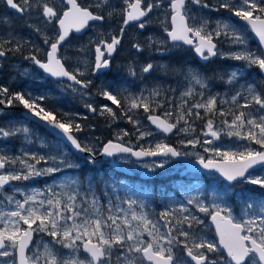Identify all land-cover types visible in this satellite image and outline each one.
Wrapping results in <instances>:
<instances>
[{"label": "snow or ice", "instance_id": "1", "mask_svg": "<svg viewBox=\"0 0 264 264\" xmlns=\"http://www.w3.org/2000/svg\"><path fill=\"white\" fill-rule=\"evenodd\" d=\"M3 2L21 16L27 14L31 18L35 13L45 24L53 25L54 34L51 37L43 34L48 50L46 59H41L40 48L7 30L8 18L2 16L0 60L30 47L25 60L56 78L57 83L71 81L69 88L82 97L91 95L89 90L94 85L87 78L88 73L100 80L95 94L120 109L118 117L113 107L104 104L100 107L101 115L126 118L134 126L137 139H143L152 132L142 130L144 125L135 116L142 109L147 121L162 133H184L185 138L180 140L182 146L200 145L211 155L181 151L164 142L134 147L124 139L130 135L127 130H121L115 139L89 146L74 135L83 129L72 116L62 113L65 118L58 119L54 111L46 109L45 95L33 96L29 91H13L9 85L0 84V264H264V174L253 175L257 166L264 167V80L257 83L245 76L252 68L264 76V0H215L214 3L210 0H117L116 3L93 0L88 6L78 0H62V7L55 0ZM191 6L218 13L225 10L228 15L215 21L203 16L198 20L191 14ZM153 13L164 17L160 24L166 39L154 41L148 36L143 43L132 45L137 52L142 54L150 48L163 57L172 51L167 47L170 40L173 47H178V42L190 46L204 61L220 56L242 63L211 75L187 64L169 67L152 62L140 65L138 71L129 64L126 75L119 70L115 73L122 77L121 83H131L127 80L129 76L138 77L143 83L145 74L157 69L183 77V90L178 96L177 89L164 88L159 83L131 92L121 83L109 82L113 74V53L122 43L126 29L135 25L141 33L145 32L152 23ZM114 21L119 24L115 31L98 32L96 39L82 49L85 55L94 57L84 62L83 70L80 62L75 67H66L67 60L60 48L71 31L80 32L90 22L103 28ZM34 30L41 31L39 27ZM246 31L258 37L259 48L248 47ZM225 44L228 51L222 50ZM24 71L26 74L27 69ZM242 80L245 82L241 83ZM214 81L226 86L227 92L223 95L213 92ZM17 104L28 116L45 124L53 135H58L77 152L87 154L88 165H95L98 155L114 158L113 164L125 159L123 154L138 160L165 157L163 161L153 160L143 165L155 169L163 168L167 158L192 155L203 169L219 173L226 182L225 191L206 198L208 202L199 196L172 201L175 207L165 206L155 213L145 200L133 199L131 194L126 198L117 195L121 189L129 193L123 182L117 185L105 181V191L99 194L92 180L85 185L76 177L59 182L54 179L43 189L21 187L14 182H35L37 178L54 177L66 168L80 165L69 163L58 150L56 154L52 150L42 154L26 148L24 145L35 143L32 130L23 121L8 119L4 111ZM85 107L97 112L91 103ZM157 110L162 114H156ZM197 120L204 121L200 133L212 139L202 140L195 134ZM222 134L250 143L243 150L211 147ZM18 137L23 138V144L19 152L10 154L7 142ZM251 142L259 145V150L252 148ZM40 147H46L43 141ZM234 183L258 186L261 191L234 192L232 195L237 200L230 202L228 190ZM197 213L210 218L216 239L206 238L201 227L205 221ZM45 236L49 239L45 240Z\"/></svg>", "mask_w": 264, "mask_h": 264}, {"label": "rangeland", "instance_id": "2", "mask_svg": "<svg viewBox=\"0 0 264 264\" xmlns=\"http://www.w3.org/2000/svg\"><path fill=\"white\" fill-rule=\"evenodd\" d=\"M113 3H116L117 0H112ZM93 3V0L91 1ZM90 3V4H91ZM159 17V18H157ZM164 17L162 15H159V13H153L152 15V23L149 26V28L141 33L137 27H131L127 29L125 32V37L127 40V43L124 46V49L121 50V56L123 57L122 59L117 60L116 65L117 68L113 71L114 77L109 78V82H112L113 80L116 81L117 83H121L122 77L115 75L117 70H119L120 73H123L126 75L128 66L129 64H132L137 68V71L139 70V66L146 64L148 62H152L154 64H159L160 59L157 57L158 53H156L152 49H146L142 54L137 52L135 49L132 48V45L134 43H143L144 40L148 37L151 36L154 41H159L164 39V32L162 30L160 21L163 20ZM219 19V18H218ZM210 21H215V20H210ZM107 31H105V27L100 28L95 27L93 33H90L86 35V37L83 38V40L80 42L76 41H71L68 44V48H75V47H81V54H74V53H69L66 52V54H62L66 59H77V57H80L83 62V67L84 68V62L89 61L90 55H85L82 49H86L89 46V41L90 40H95L97 33L104 31V32H113L115 31L118 27L119 24L114 21V24H110L107 26ZM246 36L248 37L249 44L248 47L251 49H257L259 48V45L255 42L253 35L251 34L250 31H246ZM222 50L228 51V45H222ZM233 51L236 49L233 48ZM124 53V54H122ZM79 58V59H80ZM125 58H128L127 60ZM219 59L221 61H217L216 64H223L225 65V69L219 70L216 72H224L230 70L233 66H239L242 62L231 60V59H221L219 56ZM152 74V73H151ZM88 76L89 74L86 73ZM148 76V77H147ZM149 76L151 77L150 74H145L144 77V82L141 83L140 79L138 77H133L134 79H130L127 77V80L130 81L131 83H127L124 85V83H121V86L124 88H127L131 92H137L140 88L144 87H152L154 84H156V81L149 80ZM246 78H249L250 80H254L257 83L260 81L259 80V75H258V69L252 68L249 72L245 73ZM259 76V77H258ZM94 81L93 85V92H90L91 95L87 97H82L80 96L77 101H71L68 102L69 104H75L78 109H81L85 111V114H88L91 112L88 108L85 107L86 104L91 103L93 107L97 108V112L89 114L92 117H95L97 119L102 118V122L106 124V128L109 134L108 139H115L116 134L119 133L121 130H127L130 135L125 137V141H130L132 146H142V147H148V146H154L156 143L159 142H164L167 144H170L174 147H177L178 150L181 151H186L190 153H200L202 155H205L206 157L211 155V153H205L203 151V147L200 145L196 146L195 148L191 147H185L180 144V140L185 138L184 133H172L170 136L166 135H160L157 133L156 129L153 128L147 121V114L143 112L141 109V114H135L136 118L141 120L142 124L144 125V128L142 130H148L152 132L151 136H146L143 139H137V134H135V129L134 126L127 121L126 118H118V119H112L110 116H108L106 113L104 115L100 114V107L104 104H107L110 107H113L114 111H117L118 117L120 116V109H118L115 105H112L110 101H107L106 99L97 96L96 93V85L100 83V80L95 78H89ZM152 79V78H151ZM245 81H241V83H244ZM220 84L218 81L215 84ZM35 85V84H33ZM32 85V86H33ZM134 85V86H133ZM221 85V84H220ZM223 88V86L221 85ZM225 88H220V89H214L212 88L213 92H220L222 95L227 92V87L224 86ZM173 89H177L176 96H178L179 91L183 90V85H181L178 89L177 86L172 87ZM80 94V93H78ZM52 105H54L56 102L54 100L50 101ZM178 102V101H177ZM158 111V110H157ZM68 114H82L80 112L76 111H69L67 112ZM97 122V121H96ZM204 121L197 120L195 122V128L197 129L196 135H200L201 139H212L211 137H204L200 133V129L203 126ZM94 130L96 129L98 131V137L99 141L98 142H104L106 141L104 139V135L102 134L106 128L103 125H99L98 122L97 124L93 125ZM100 131V132H99ZM103 131V132H102ZM87 139H82L85 143H89L88 136H86ZM57 144V142H54ZM141 143V144H140ZM250 142L245 141V140H237L235 137H228L224 134L221 135L219 140H215L214 143L211 145V147H221L224 149L227 148H232L235 150L237 147H239L241 150H243L245 145H248ZM58 145V144H57ZM59 146V145H58ZM252 148L259 150L260 146L256 145L254 142H251L250 145ZM125 159L119 160L118 163L122 165L125 168H129L132 171H137L140 173L142 170H145L147 168L143 167L145 163H151L153 160L160 162L165 160V157H160V158H155V159H148L146 161L140 162V161H135L132 157L124 156ZM190 159H196L195 156H188ZM167 163L163 168H155V169H147L149 171H154L160 178H155L153 177H144L143 181H146V184L144 185H134L130 183L128 180H115V177L113 178V181L110 183H114L119 185L120 182H123L124 185H126L127 189L129 190V193H125L123 189L118 191L116 194L120 195L121 198H126L128 194L132 195L133 199L139 198L142 200H145L150 209L155 212L159 213L165 206L169 207H175V204L172 203V201H184L188 196H199L201 199H205V202H208L206 198H210L213 194L216 195H222L225 191L226 188V182L223 181L218 175L214 173H200L196 171H191V172H186V173H181L182 170L185 168V165L181 161H177L173 158H167ZM99 167L101 166V162L98 163ZM47 166V165H45ZM65 174L61 173H56L54 174V177H40L37 178L35 182L31 181H23V182H14L17 185H20L21 187H27L28 189L31 188H39L43 189L45 185L47 184H52L54 182V179L56 182H59L60 180L66 178V177H76L80 179L85 185H87L88 181L92 178L91 175L85 174L83 177L82 174L79 173H73L71 172L72 168H66ZM264 174V168L254 171L253 175H261ZM180 176L182 179H177L176 177ZM100 180L103 179V174L99 173ZM94 187V185H93ZM95 188V187H94ZM96 189V188H95ZM241 190H244L245 192L249 191H255V192H260L261 190L259 189L258 186H253V185H248L246 183H235L233 184L232 188L228 190V199L230 202L236 201L237 198L232 195L234 192H239ZM105 191L104 185H101V188L97 193H102ZM235 203L233 204V207H235ZM201 219L205 221V225L201 226L203 229L204 234H206V238L209 239H216V234L214 229L212 228L211 223H209V217H205L203 213H197ZM209 228L213 229L214 231V237H212L209 232ZM39 236H37V240H39ZM45 240L49 239L48 237H44ZM64 253H67V249L62 250ZM179 255L182 254L178 253ZM80 258H84V254L81 252L80 253Z\"/></svg>", "mask_w": 264, "mask_h": 264}, {"label": "flooded vegetation", "instance_id": "3", "mask_svg": "<svg viewBox=\"0 0 264 264\" xmlns=\"http://www.w3.org/2000/svg\"><path fill=\"white\" fill-rule=\"evenodd\" d=\"M92 0H78V3L82 4L83 6H88ZM210 2L214 3L215 0H210ZM55 3L58 7H62V0H55ZM191 14L196 16L197 19L203 16L205 19L209 20H216L221 16H226L228 13L225 10H221L219 13L214 11H209L208 9H199L196 6H191ZM6 16L9 21V28L7 30L14 31V33L18 37H23L25 40L30 41V43H34L38 48H40V52L38 53L39 58L46 59V51L48 50V45L43 43V34L51 37L54 34L53 25L45 24L42 20L38 19L35 15L30 18L27 14L21 16L15 12V10L10 9L6 6L3 0H0V17ZM238 21V20H237ZM191 23V21H190ZM242 24V22H240ZM114 24V22H112ZM108 24H106L105 31H107ZM132 25L127 29L134 27ZM35 27H39L41 31L38 33L34 30ZM95 27H98V23L94 22L91 23L89 29L83 33L79 34L74 30L70 32L69 38L67 41L61 46L60 53L66 54V52L74 53L80 55L81 47L75 48H68V44L71 41L81 42L86 35L95 32ZM136 27V26H135ZM126 29V30H127ZM4 31L3 27L0 26V34ZM251 32V31H250ZM126 34V32H125ZM123 37L122 43L118 46L117 51L114 53L112 58V73L117 68L116 62L119 59H122L121 50L124 49L125 44L127 43L126 37ZM252 34V33H251ZM163 37L166 39V34L164 33ZM254 37V36H253ZM255 40V39H254ZM256 42V41H255ZM178 47H173V42L170 40L168 41L167 47L172 48L170 54L165 56H161L160 54L157 57L160 59V65H166L169 67H179L181 64H187L194 68H200L205 70L207 74L211 75L213 72L225 69V65L223 64H216L217 61H221L219 56L211 58L209 61H204L200 59L194 51L191 49L190 46L183 45L182 43H178ZM260 47V46H259ZM31 48L29 47L28 50L24 51L23 53H16L15 55L9 54L7 58L0 60V84H7L10 86L11 90L13 91H29L33 94V96H40L45 95L47 99L43 102L44 106L47 110H52L56 113L58 119H64L65 117L62 113L68 112V102L77 101L78 98L81 96L78 94V91H73L69 88V85H72L71 81H66L63 83H57L56 80L46 77L42 70L38 68V66L32 65L30 61L24 59V57L28 54ZM124 54V53H122ZM173 54V55H172ZM80 57L77 59H66V67L71 65L75 67L78 62H80L81 68L83 67V62ZM94 59L92 55H90L89 61ZM126 60L128 58H125ZM25 69H27V73L25 74ZM149 80H155L156 83L162 84L164 88L174 87L177 86L178 89L182 85L181 81H183V77H177L170 73L166 74L160 69L155 70L150 74ZM259 75V71H258ZM87 76V75H86ZM260 76V77H259ZM259 80H264V77L259 75ZM90 74L87 78H92ZM111 78L114 77V74L110 76ZM148 77V76H147ZM95 78V77H93ZM152 78V79H151ZM134 79L133 77L129 76V80ZM216 84L217 81H214ZM35 84V85H33ZM127 83H124V85ZM33 85V86H32ZM73 87H78L74 86ZM215 90L222 88L220 84L213 87ZM223 88H225L223 86ZM222 88V89H223ZM93 87L89 90L93 92ZM51 100H54L56 103L54 105L51 104ZM18 105V104H17ZM21 106V105H19ZM4 111L8 114V119H13L17 121H23L24 124L32 130L33 136L32 139L35 141L32 145H24L26 148H29L31 151H39L42 154L47 153L49 150H52V154H56V151H60L63 153L64 158L73 164H79V168H72L71 172L82 174L83 177L85 174H89L92 176L90 180L96 191H99L101 185H104L105 181L109 183L115 180H128L130 183L134 185H144L146 181L142 173L144 171H149L147 169L142 170L140 173L137 171H132L129 168H125L122 165L121 170H117L112 163V159H102L99 158V155L96 157L97 163L95 165H88L85 161V157L78 156L74 151L69 147V145L62 139L58 138L52 134V132L40 121L33 119L32 117L28 116L27 114H23L20 109H4ZM70 111V110H69ZM78 112L77 110H75ZM160 112V113H159ZM157 111L156 114H162L161 111ZM74 118V121L79 123L82 126L83 131L81 132H74V135L82 142L85 143L83 140L87 139L88 136L89 146L97 145V141H99L98 131L93 128V125L97 124L98 119L95 117L90 116L89 114H69ZM27 117V119H25ZM97 121V122H96ZM157 131V130H156ZM100 132V131H99ZM158 134L163 135L157 131ZM104 139L107 140L108 138L105 136L104 132ZM172 135V134H171ZM170 136V135H166ZM83 139V140H82ZM43 141L46 145L43 149L40 147V143ZM54 142H57L55 144ZM23 144V138H13L7 142V149L9 150L10 154L19 152L21 145ZM130 157V156H128ZM133 158V157H132ZM134 159V158H133ZM135 160V159H134ZM137 161V160H135ZM146 161V160H145ZM101 162V166L99 164ZM143 162V161H140ZM186 168V167H185ZM185 168L182 170L181 173L184 172ZM264 167H262L263 169ZM261 169V168H260ZM258 169V170H260ZM155 173V175L151 176L153 179L160 178L158 174L154 171H150ZM66 170H64L61 174H65ZM99 173L103 174V179L100 180ZM113 176V178H112ZM177 179H182V177L177 176ZM10 191V189H9ZM210 223V220L208 221ZM37 239V236L35 237ZM183 254V253H182ZM181 254V255H182Z\"/></svg>", "mask_w": 264, "mask_h": 264}, {"label": "water", "instance_id": "4", "mask_svg": "<svg viewBox=\"0 0 264 264\" xmlns=\"http://www.w3.org/2000/svg\"><path fill=\"white\" fill-rule=\"evenodd\" d=\"M237 20H238V18H236ZM91 23H94V22H90V24H89V26L88 27H86L85 29H83V30H81L80 32H77V33H79V34H83V33H85L88 29H89V27H90V25H91ZM76 32V31H75ZM252 33V32H251ZM252 35L254 36V39H255V41H256V43L260 46V44H259V41H258V37H256L255 35H254V33H252ZM179 43V42H178ZM186 46H188V45H186ZM113 55H114V53H113ZM214 58V57H213ZM41 70V69H40ZM43 71V70H42ZM44 73V72H43ZM44 75L46 76V77H49V78H52V79H54V80H56V78H54V77H51L50 75H48L47 73H44ZM264 77V76H263ZM66 80V79H65ZM14 108H16V109H20L22 112H23V114H27V111L25 110V109H23V107L22 106H19V105H15V106H13V107H11V109H14ZM5 109H8V108H5ZM28 115V114H27ZM36 120H38L39 121V119H36ZM42 123V122H41ZM148 123L150 124V122L148 121ZM45 125V124H44ZM151 125V124H150ZM46 126V125H45ZM153 128H155L159 133H161V134H163V135H171L172 133H162L159 129H157L154 125H151ZM47 127V126H46ZM48 128V127H47ZM49 129V128H48ZM56 137H58V138H60L58 135H55ZM77 138V137H76ZM78 139V138H77ZM66 142V141H65ZM67 143V142H66ZM68 144V143H67ZM69 145V147L74 151V153H76L78 156H81V157H85L87 154H85V153H79V152H77L70 144H68ZM123 155H125V156H128V154H123ZM99 158H102V159H108V158H110V157H105V156H101V155H99ZM135 160H137V161H145V160H148V159H154V158H160V157H147V158H142V159H137L136 157H133ZM171 158H173V159H175V160H177V161H181L182 163H184V165H185V170H184V172H187V171H196V172H200V173H214V174H216V175H218L219 177H220V175H219V173L218 172H215L214 170H207V169H203V167L198 163V160L197 159H190L188 156H180V157H171ZM112 160L114 159V158H111ZM114 166H115V168L117 169V170H121V166H120V164L119 163H116V164H113ZM260 168H262V167H260V166H257L256 168H255V170L256 169H260ZM254 170V171H255ZM142 175L143 176H147V177H151V176H153V175H155V173H153V172H150V171H144L143 173H142ZM221 178V177H220ZM222 179V178H221ZM235 184V183H234ZM209 220H210V218H209ZM210 223H211V220H210ZM211 225H212V223H211ZM212 228L214 229V226H212ZM193 264H194V262H193Z\"/></svg>", "mask_w": 264, "mask_h": 264}, {"label": "trees", "instance_id": "5", "mask_svg": "<svg viewBox=\"0 0 264 264\" xmlns=\"http://www.w3.org/2000/svg\"><path fill=\"white\" fill-rule=\"evenodd\" d=\"M67 106H68V110H70V111H75V110H77L78 112H80V113H82V114H85V111H83V110H81V109H78V107L75 105V104H67ZM158 112H159V110H158ZM160 113V112H159ZM88 114H91V112H89ZM135 114H141V111H139V112H137V113H135ZM98 124L99 125H103V126H105V128H106V124L104 123V122H102V118H99L98 119ZM103 132V131H102ZM104 134H105V136L106 137H109V134H108V131H107V128H106V130L104 131ZM141 144V143H140ZM205 215V214H204ZM205 217H207V216H205ZM209 230H211L210 232H209V234L212 236V237H214V231H213V229H211V228H209Z\"/></svg>", "mask_w": 264, "mask_h": 264}, {"label": "bare ground", "instance_id": "6", "mask_svg": "<svg viewBox=\"0 0 264 264\" xmlns=\"http://www.w3.org/2000/svg\"><path fill=\"white\" fill-rule=\"evenodd\" d=\"M173 55V54H172ZM258 169H256L255 171H257Z\"/></svg>", "mask_w": 264, "mask_h": 264}]
</instances>
